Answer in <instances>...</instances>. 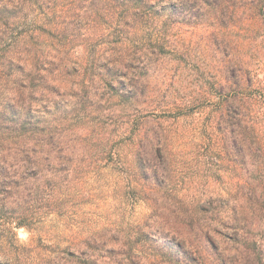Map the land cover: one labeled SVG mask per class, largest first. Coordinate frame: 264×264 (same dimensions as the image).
Here are the masks:
<instances>
[{
	"label": "trees",
	"instance_id": "obj_1",
	"mask_svg": "<svg viewBox=\"0 0 264 264\" xmlns=\"http://www.w3.org/2000/svg\"><path fill=\"white\" fill-rule=\"evenodd\" d=\"M172 1L0 0L2 220L19 228H29L27 218L6 215L3 203L7 197L2 196L11 189L22 192L20 186L26 184L25 174L30 167H37L47 152L46 159L55 153L57 158L62 156L58 148L64 139L68 142L72 137L68 134L69 128H65L69 126L70 115L80 112L89 103L95 104L93 100L98 99L96 103L101 104L105 99L112 101L118 97L134 104L143 102L140 96L147 93L144 70L149 68L139 67V57L134 52L136 43L127 39L120 46L121 40L112 41L110 43L120 50L114 49L112 55L105 58L101 52H94L93 42L87 40L86 19L93 23L88 25V30L89 27L99 30L97 21L106 18L117 22L125 20L131 33L137 36L147 28L151 38L144 43L155 48L165 33V20L175 18L188 23L195 20L197 24L201 21L199 18L209 16L222 26H228L240 8L238 0H179V9L175 8L177 14H172L168 13ZM253 2L261 4L259 15L264 19V0ZM231 5L236 10L231 11ZM160 26L162 29L154 33ZM78 35L85 38L88 50L93 51L79 65L82 71L71 67L73 44ZM116 52L121 53L119 58ZM229 73L227 79L235 83L230 86L229 94L220 92V102L214 107L215 126L205 128L206 144H209L204 155L205 162L220 175L233 174L234 182L227 197L202 199L192 195L187 200L180 195L179 160L167 144L164 128L156 129L152 137L147 132L148 143L142 144L140 140L142 146L137 147L134 154L138 178L151 190L145 192V199L153 203L162 221L155 232L168 241L162 247V254H153L160 256L161 263L201 264L199 250L193 243L187 244L178 223L191 229L195 225L204 227L202 221L211 215V220L222 228L212 231L218 234L224 246L221 249V245L212 243L208 233L201 236L212 245L221 264H264V79L255 83L254 75L250 74L244 88L242 75L237 71ZM108 153L116 163L122 162L117 152ZM225 168L228 170L224 171ZM146 226L150 223L134 228L119 251L110 246L120 242L119 239L109 242L88 238L85 241L88 251L78 254L79 263L102 264L94 253L104 250L111 258L104 264H137L135 251L143 252L151 242ZM203 231L200 229L199 233ZM134 238L137 240L132 241Z\"/></svg>",
	"mask_w": 264,
	"mask_h": 264
},
{
	"label": "rangeland",
	"instance_id": "obj_2",
	"mask_svg": "<svg viewBox=\"0 0 264 264\" xmlns=\"http://www.w3.org/2000/svg\"><path fill=\"white\" fill-rule=\"evenodd\" d=\"M178 5L180 1L173 0L168 13L177 14ZM238 5V15L228 26L209 16L199 18L197 24L195 20L191 23L175 18L165 20V33L155 48L144 43L151 38L147 28L137 36L131 33L125 20L97 21L99 30L98 27L88 30L93 23L90 19L84 21L87 40L93 42L94 52H101L105 58L114 49L120 50L112 41L121 40L120 46L127 39L136 43L134 52L139 57V67L149 68L144 70L147 93L140 96L143 102L134 104L118 97L112 101L105 99L101 104L96 103L98 99L93 100L95 104L89 103L70 115L69 126L65 128H69L72 137L68 142L64 139L58 148L62 156L57 158L55 153L46 159L45 151L46 158L25 174L22 192L11 189L2 196L7 197L3 203L6 215L27 218L29 228L10 224L0 214V264H80L77 257L88 251L85 245L88 238L109 242L119 239L120 242L110 245L118 250L134 228L144 223H150L146 229L151 242L143 252L135 251L136 263L168 264L153 255L162 254L168 241L155 232L162 221L153 203L145 199V192L151 190L138 178L134 154L137 147L148 143L147 132L152 137L156 129L164 128L167 144L179 160L180 195L187 200L192 195L202 199L228 196L233 174L220 175L205 162L209 144L205 128L215 126L214 107L220 102V92L229 94L230 86H234L235 82L227 79L229 72L242 75L244 88L250 74L254 75L255 83L264 79L261 4L238 0ZM234 9L231 5L230 10ZM83 39L79 35L75 38L71 62L72 68L81 71L79 65L93 53ZM120 54L116 56L119 58ZM109 151L117 152L122 162L111 159ZM207 217L202 221L204 227L195 225L191 229L180 223L178 227L183 228L187 244L193 243L199 250L201 264V261L221 264L214 248L201 234L208 233L212 243L222 249L218 234L212 231L222 228L211 220V215ZM200 229L203 233H199ZM94 255L102 264L111 259L104 250L95 251Z\"/></svg>",
	"mask_w": 264,
	"mask_h": 264
}]
</instances>
